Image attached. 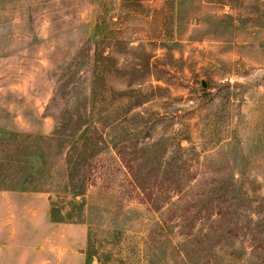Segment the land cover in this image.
Wrapping results in <instances>:
<instances>
[{
  "label": "rangeland",
  "instance_id": "rangeland-1",
  "mask_svg": "<svg viewBox=\"0 0 264 264\" xmlns=\"http://www.w3.org/2000/svg\"><path fill=\"white\" fill-rule=\"evenodd\" d=\"M0 264H264V0H0Z\"/></svg>",
  "mask_w": 264,
  "mask_h": 264
},
{
  "label": "trees",
  "instance_id": "trees-1",
  "mask_svg": "<svg viewBox=\"0 0 264 264\" xmlns=\"http://www.w3.org/2000/svg\"><path fill=\"white\" fill-rule=\"evenodd\" d=\"M96 54H97L98 58L103 59L105 57L104 54L102 53L101 49L96 51Z\"/></svg>",
  "mask_w": 264,
  "mask_h": 264
},
{
  "label": "water",
  "instance_id": "water-1",
  "mask_svg": "<svg viewBox=\"0 0 264 264\" xmlns=\"http://www.w3.org/2000/svg\"><path fill=\"white\" fill-rule=\"evenodd\" d=\"M203 85H205V82H203Z\"/></svg>",
  "mask_w": 264,
  "mask_h": 264
}]
</instances>
